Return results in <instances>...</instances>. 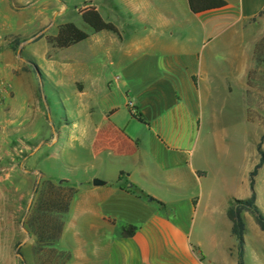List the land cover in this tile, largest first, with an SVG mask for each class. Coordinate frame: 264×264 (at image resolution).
<instances>
[{
    "label": "crops",
    "instance_id": "obj_1",
    "mask_svg": "<svg viewBox=\"0 0 264 264\" xmlns=\"http://www.w3.org/2000/svg\"><path fill=\"white\" fill-rule=\"evenodd\" d=\"M262 12L264 0H0V34L25 40L21 47L36 37L41 39L35 45L57 42L71 26L77 37L71 46L89 43V52L104 53L120 77L112 85L104 80L103 87L127 90L125 107L129 112V105L134 107L132 118L144 130L137 137L126 135L117 111L109 114L105 133L117 143L112 139L102 151L125 169L111 179H93L103 187L94 188L89 180L75 188L58 244L64 243L60 250L70 255L67 264H238L228 262L231 248L218 246L222 253L209 258L191 238L196 217L201 213L206 219L212 212L222 217L227 237L235 238L228 211L233 201L250 197L249 175L259 160L246 172L239 195L208 189L211 162L219 157L205 144L206 125L208 135L218 137L217 118H206V106L222 88L239 94L243 108L255 46L264 38ZM71 16L90 33L72 30ZM52 20L55 28L48 32ZM32 22L39 24L36 29ZM208 41L220 42L224 52L217 51L219 45L202 49ZM54 48L65 49L58 43ZM12 91L9 114L23 119L27 109L16 79ZM23 121L11 122L12 131ZM92 163L96 167L99 161ZM263 170L255 179L258 208Z\"/></svg>",
    "mask_w": 264,
    "mask_h": 264
},
{
    "label": "rangeland",
    "instance_id": "obj_2",
    "mask_svg": "<svg viewBox=\"0 0 264 264\" xmlns=\"http://www.w3.org/2000/svg\"><path fill=\"white\" fill-rule=\"evenodd\" d=\"M67 19L74 24L72 30L89 32L75 17ZM38 25L32 22L29 26L36 29ZM54 28L52 20L48 32ZM66 29L57 42L51 39L35 45L41 39L36 37L23 47L25 40L15 41L11 36L0 34V264H41L35 259L36 239L28 225L47 183L56 187L67 180L72 182L69 186L76 188L86 181L111 179L124 171V163L109 159L102 151L114 139L105 133L112 111H117V118L127 129L126 135L137 137L144 132L125 107L127 90L112 86L108 91L103 87L104 80L112 85L111 80L120 77L109 66L104 53L98 49L89 52V43L71 46L77 37L71 26ZM55 43L65 49L55 50ZM261 44L264 46V38L256 44L255 51ZM213 45L221 49L217 41L206 42L202 49L207 51ZM6 48L11 52H4ZM258 52H264V47ZM10 66L16 70L11 71ZM249 77L247 89L243 91V108L240 95L234 94V90V95H229L227 90L216 88L212 101L207 99L206 118L209 115L217 118L218 137L209 136L206 125L205 144L219 157L211 162L213 173L208 189L220 194L224 189L232 195L242 193L241 182L252 164L259 160L256 146L262 138L264 153V63L259 66L255 63ZM15 79L20 84L19 99L27 109L28 116L23 119L15 118L17 114L11 117L6 106L12 98ZM22 120L19 130L12 131ZM14 121L16 125H12ZM93 159L99 161L96 167H92ZM102 162L106 164L104 167ZM13 169L15 177H9ZM124 173L127 177L128 172ZM257 187L258 206L264 215V170ZM242 220L245 225L243 263L264 264V234L251 215L246 214ZM191 242L201 243L199 251L205 257L213 258L226 246L232 249V261L228 259V262L238 260L236 240L227 237L222 217L216 212L206 219L201 213L196 217ZM64 246L62 243L55 248L61 251Z\"/></svg>",
    "mask_w": 264,
    "mask_h": 264
},
{
    "label": "trees",
    "instance_id": "obj_3",
    "mask_svg": "<svg viewBox=\"0 0 264 264\" xmlns=\"http://www.w3.org/2000/svg\"><path fill=\"white\" fill-rule=\"evenodd\" d=\"M259 17L264 18V12ZM263 47V44L256 47L255 63L257 66L264 63V52H258ZM262 141L263 138L256 146L259 163L249 175L250 197L245 201H233L227 214L232 224V235L235 237L237 243L238 264H244L243 245L245 225L241 215L243 213L251 215L259 231L264 233V215L256 206L255 193V179L258 176V172L264 168ZM76 195L77 190L66 183H61L56 187L49 183L46 184L45 191L34 208L33 216L28 225L29 232L36 239L35 259L38 263L67 264L71 260L68 253L57 250L55 246L60 242L65 225L64 218L69 214L71 202ZM22 264L24 263L22 262Z\"/></svg>",
    "mask_w": 264,
    "mask_h": 264
},
{
    "label": "water",
    "instance_id": "obj_4",
    "mask_svg": "<svg viewBox=\"0 0 264 264\" xmlns=\"http://www.w3.org/2000/svg\"><path fill=\"white\" fill-rule=\"evenodd\" d=\"M37 151V150H36ZM106 184L105 183H103V182H101V181H99V180H93L92 181V186L94 187V188H100V187H103V186H105ZM127 190H133V186H131V185H128L127 186V188H126ZM20 258V257H19ZM21 259V258H20Z\"/></svg>",
    "mask_w": 264,
    "mask_h": 264
},
{
    "label": "built area",
    "instance_id": "obj_5",
    "mask_svg": "<svg viewBox=\"0 0 264 264\" xmlns=\"http://www.w3.org/2000/svg\"><path fill=\"white\" fill-rule=\"evenodd\" d=\"M129 109H130V113H131V115H132L133 117H137V113H136L134 107H133L131 104L129 105Z\"/></svg>",
    "mask_w": 264,
    "mask_h": 264
}]
</instances>
